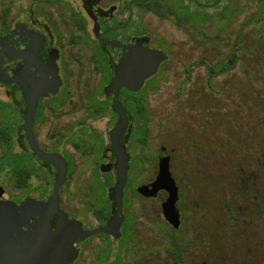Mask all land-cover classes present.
<instances>
[{
	"label": "rangeland",
	"instance_id": "1",
	"mask_svg": "<svg viewBox=\"0 0 264 264\" xmlns=\"http://www.w3.org/2000/svg\"><path fill=\"white\" fill-rule=\"evenodd\" d=\"M158 3L163 17L142 10L141 24L155 43L164 45L169 61L140 95L146 113H138L134 125L140 129L135 135L146 142L142 147L139 136L132 141L136 164L131 178L147 183L156 175L159 157L170 156L180 192L181 226L173 230L165 221L160 205L163 196L152 201L132 198L127 209L131 233L121 251L123 264H131L132 252L137 264H170L177 259L170 250L175 247L184 248L182 264H231L235 252H243L246 245L256 248L264 241L263 232L248 244L245 239L250 228L247 216L254 215L250 204L255 216L264 215L258 210L264 204V0H222L204 9L189 0ZM79 4L78 0L55 4L0 0V19L5 21H21L35 10L61 23L58 38L70 70L69 97L55 116L47 115L39 126L46 149L60 145L72 152L69 139L60 143L58 137L56 142L51 137L71 130L73 140L78 139L84 133L79 127L82 122L88 123L93 142L110 127L108 111L89 115L85 109L89 92L101 85L98 66L90 62L92 51L68 45L74 28L71 12ZM169 10L184 16L177 18ZM234 50L238 55L232 70L210 79L208 67L225 62ZM73 155L81 163L62 188V198L74 209L83 207L86 199L94 200L97 207L95 199L103 200L105 188L112 184L110 176L100 171L94 174L93 164L86 168L80 152ZM3 168L0 162V171ZM0 183L12 195L19 193L6 169L0 172ZM43 186L46 193L52 189L46 173ZM89 222L96 224L93 217ZM148 248L153 253H147ZM91 259L86 252L77 264H90Z\"/></svg>",
	"mask_w": 264,
	"mask_h": 264
},
{
	"label": "flooded vegetation",
	"instance_id": "2",
	"mask_svg": "<svg viewBox=\"0 0 264 264\" xmlns=\"http://www.w3.org/2000/svg\"><path fill=\"white\" fill-rule=\"evenodd\" d=\"M44 1L55 4L62 0ZM78 1L79 6L71 12L74 28L68 45L71 47L83 45L92 51L90 62H94L98 66L101 85L96 91L89 92L87 97L89 103L85 109L89 111V115L92 112L108 111L110 118L107 124L110 127L106 128L104 132H99V140L93 142L90 141L91 131L88 129V123L82 122L79 127L84 133L78 139L75 137L73 140L71 130L67 135L53 134L51 137V140H55V142L58 137L60 143L69 139L72 152L62 150L60 145L55 146L54 149H46L42 145L44 138H40L39 126L45 121L47 115L55 116L56 111L65 105L69 97L70 70L58 38L61 23L48 14L38 15L35 10H32L30 15L27 12L21 21L8 22L0 19V147L3 149L0 162L4 164L3 169L9 172V178L12 179L15 189L19 191L14 196L6 186L0 183V202L12 203L17 207L27 200L40 203L48 202L60 164L46 162L39 157L30 143V141H34L39 151L63 157L67 164V179L59 191V210L50 215L49 221L47 218L49 206L35 207L24 212L17 211L18 216L22 215L19 219L26 223L21 226L22 231L34 232L38 228L41 233L37 232L36 236L40 238L48 223L47 233L53 235L52 240H48V242H51L54 250L58 252V257L62 259L63 264H77L86 252L92 257L90 264H123L121 251L125 248L127 235L131 233L128 230L130 215L127 213L130 200L143 198L152 201L163 196L160 204L163 214L162 205L168 198V193L165 190H159L151 195H147L141 190L143 187L151 189L156 181L159 173V160L156 175L152 180L142 183L131 178L136 164L132 141L139 136L137 140L142 147L146 142L141 139L140 135H135L136 131L140 129L134 125L138 120V113H146L140 95L169 61V54L164 45L155 43L152 35L142 29V10L152 11L159 17H162L161 12L163 13V11H160L158 0H128L126 3L125 0ZM178 1L180 2V0ZM221 1L215 0L211 4H204L199 0H189V4L204 9ZM37 5L38 1L35 3V7ZM169 12L174 14L172 10ZM174 15L178 18L180 14L175 12ZM99 36L104 41L111 42V45L101 43L98 39ZM141 37H149L150 41L147 46L153 50L163 51L168 55V60L160 64L158 72L146 80L144 87L139 92H132L126 88L120 89L118 99L125 109L127 119V127L118 143L119 146L125 148L126 154L120 160L110 136V131L115 127L120 112L115 108L116 90H109L114 83L116 65L126 50L124 47L133 45L134 39ZM115 42H119L122 47L117 46ZM76 57L79 61L81 55L78 54ZM48 88L51 91L44 95L45 89ZM30 121L31 124H29ZM162 150L164 151L165 148ZM77 151L80 152V157L86 161L84 163L86 168L93 164L94 174L100 171L101 174L110 176L112 181V184L105 188L103 200L95 199L98 201L97 205L99 206L97 207L94 200L86 199L83 207L74 209L62 198V188L70 182L71 174L81 163H76L74 159L73 152ZM93 155L94 157L91 158L90 156ZM168 157L170 165L171 158ZM45 173L50 177L52 184V189L48 193L43 186ZM40 178L42 181L39 180L36 184L34 181ZM174 180L176 182L175 178ZM119 184L121 187L118 189ZM250 201L253 204L256 202L255 199ZM258 207V210L264 212V204L258 205ZM249 211L254 215L247 216L249 220L246 223L250 224V228L245 235L246 244L249 241H255L262 232L264 233V215L255 216L256 209L252 204H250ZM90 217H93L96 224L93 225L89 222ZM165 221L173 230H178L181 226V216L178 228H174L166 219ZM254 222H258V224L252 225ZM108 227L111 228V233L89 234V232ZM111 242H116V246L111 245ZM43 243L45 244L44 241ZM249 246L243 247L245 248L243 252L242 249L235 252L231 264H264V241L263 245L260 243L256 248H252V245ZM246 248L249 249L246 251ZM153 250L148 248L147 253L151 254ZM170 250L176 252L177 255V259L170 264H182L184 248L175 247ZM24 251L31 252L32 249L27 247ZM130 254L133 256L131 264H137L134 252Z\"/></svg>",
	"mask_w": 264,
	"mask_h": 264
},
{
	"label": "water",
	"instance_id": "3",
	"mask_svg": "<svg viewBox=\"0 0 264 264\" xmlns=\"http://www.w3.org/2000/svg\"><path fill=\"white\" fill-rule=\"evenodd\" d=\"M98 39L101 43L111 45V42L104 41L101 36ZM149 41V37L136 38L133 45L124 47L126 50L116 65L114 83L109 90H116L115 108L120 112L115 127L110 131L111 141L120 160L123 159L126 151L118 143L127 127L125 109L118 99L120 89L126 88L132 92H139L144 87L146 80L158 72L160 64L168 60V55L163 51L150 49L147 46ZM115 44L122 47L119 42H115ZM45 90L44 95H47L48 91H51L49 88ZM29 124H31V121ZM29 124L27 123V127ZM30 143L39 157L43 158L46 162L51 161L56 165L60 164V167L55 175L54 188L48 202L40 203L34 200H27L20 207L12 203L0 202V264H63L62 259L58 257V252L54 250L51 242H48V240H52L53 236L47 233L48 223L45 227L46 230L44 229L45 232H42L40 238H37V232L40 234L41 230L37 228L36 232L22 231L21 226L26 225V223L22 219H19L22 215H17L18 210L24 212L27 209L29 211L35 207L43 208L49 206L50 210L47 217L49 221L50 215L59 210V191L67 179V164L62 156L58 154H46L38 150L34 141H30ZM121 184H119L118 189L121 187ZM141 190L144 193L146 192L147 195L155 194L159 190H165L168 193V198L162 205L163 215L174 228L180 226V214L176 206L179 199V189L171 175L168 156H163L159 159L158 177L151 189L143 187ZM111 231V228L108 227L89 232V234L96 232L111 233ZM15 234L17 236H14ZM27 247H30L32 251H24Z\"/></svg>",
	"mask_w": 264,
	"mask_h": 264
},
{
	"label": "trees",
	"instance_id": "4",
	"mask_svg": "<svg viewBox=\"0 0 264 264\" xmlns=\"http://www.w3.org/2000/svg\"><path fill=\"white\" fill-rule=\"evenodd\" d=\"M149 9H151L150 6H149ZM163 15H164V12L163 13L161 12V16L162 17H163ZM180 15H179V17L184 16V15H181V16ZM237 55H238L237 51L234 50V51L231 52V54L228 56V58H227V60L225 62L221 61L218 64V66L210 65L208 67L209 78L212 79V78H214L216 76L223 75V74L228 73L229 71H231L233 66L236 64ZM141 110L144 111L143 108H141Z\"/></svg>",
	"mask_w": 264,
	"mask_h": 264
}]
</instances>
